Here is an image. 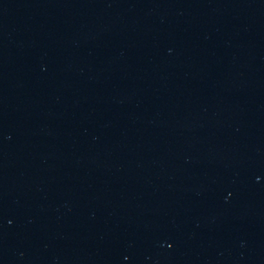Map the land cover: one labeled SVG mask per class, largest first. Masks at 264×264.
<instances>
[{"label": "water", "instance_id": "water-1", "mask_svg": "<svg viewBox=\"0 0 264 264\" xmlns=\"http://www.w3.org/2000/svg\"><path fill=\"white\" fill-rule=\"evenodd\" d=\"M0 264H264V0H0Z\"/></svg>", "mask_w": 264, "mask_h": 264}]
</instances>
